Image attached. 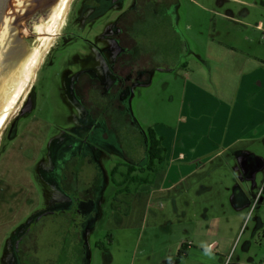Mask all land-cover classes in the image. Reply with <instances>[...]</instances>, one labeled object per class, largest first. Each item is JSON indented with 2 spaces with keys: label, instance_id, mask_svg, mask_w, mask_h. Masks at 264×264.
I'll return each instance as SVG.
<instances>
[{
  "label": "rangeland",
  "instance_id": "rangeland-1",
  "mask_svg": "<svg viewBox=\"0 0 264 264\" xmlns=\"http://www.w3.org/2000/svg\"><path fill=\"white\" fill-rule=\"evenodd\" d=\"M73 1L53 32L56 41L52 36L41 50L32 111L19 120L16 139L3 142L0 264H19L14 244L25 217L48 210L56 221L37 235L36 264H198L178 256L185 243L212 245L220 264H264V139L251 149L259 161L228 152L182 172L166 159L153 184L115 203L110 175L116 164L142 168L147 129L167 131L171 140L187 124L186 108L206 132L211 119L231 113L242 75L259 68L250 59L264 60V0H176L156 23L151 64L132 79L114 75L118 48L103 36L115 10L81 29L82 0ZM86 77L100 83L107 105L75 97ZM194 88L199 97H190Z\"/></svg>",
  "mask_w": 264,
  "mask_h": 264
},
{
  "label": "flooded vegetation",
  "instance_id": "flooded-vegetation-1",
  "mask_svg": "<svg viewBox=\"0 0 264 264\" xmlns=\"http://www.w3.org/2000/svg\"><path fill=\"white\" fill-rule=\"evenodd\" d=\"M72 2L74 1L71 0L68 12L72 6ZM173 3H177L176 0H82L79 14L81 29L96 19L104 17L110 11L115 10L116 17L111 18L112 23L109 27H106L103 36L118 48L113 66L114 75L116 77L126 75L132 79V77H135L141 72L144 65L151 64V56L155 53L152 45L155 41L156 23L158 20L161 22L165 21L166 14L171 9ZM68 12L65 15L66 19ZM64 28L62 27V29ZM55 41L56 34L54 37ZM100 56L103 57V53H100ZM79 85L78 89L81 91L75 89V97L79 102L87 106H93L95 104L94 102L102 104L103 106L107 105L108 99H104L100 83L94 78L86 77V83H79ZM92 89H95L97 92L95 98L90 97L88 94V91H92ZM29 90L25 101L21 108H19V113L17 115L16 113L12 114L7 118L0 129V163L4 157L2 156L4 139L15 140L18 133L19 120L31 113L21 115L22 108L28 99L31 100L32 107L34 106L31 86ZM100 113L102 118L105 119L106 113L104 114L101 109ZM23 193L21 202H27L26 190ZM52 220L56 221V211L48 210L30 219L28 216L25 217V224L24 226L21 225L20 237L14 244L15 256L19 264H25L27 262L36 264L37 258L34 254L37 250V235H43L44 232H51L50 228H46V226ZM21 221L23 222V220Z\"/></svg>",
  "mask_w": 264,
  "mask_h": 264
},
{
  "label": "crops",
  "instance_id": "crops-1",
  "mask_svg": "<svg viewBox=\"0 0 264 264\" xmlns=\"http://www.w3.org/2000/svg\"><path fill=\"white\" fill-rule=\"evenodd\" d=\"M250 61L256 62L259 68L242 75L235 101L231 105V113L220 119H211L208 132L200 126V119L190 118L192 114L189 113L191 111L188 108H186L187 124L177 129L171 140L167 136V131L165 136L155 132L169 145L165 147V161L168 159V165L177 162L180 164L181 171L186 172L188 168H196L195 163H202L204 158L222 156L228 152L235 155L237 159L250 157V160L259 161V154L252 152L251 149L256 142L264 139V68L260 65V63L264 65V60L254 57ZM246 62L248 60H245ZM200 93L199 89L194 88L190 92V97H199ZM241 93L245 99L244 104L241 102ZM212 124L217 127L213 132ZM207 137L210 141L204 143ZM202 249L189 246L186 261L190 258L198 264H220L215 255H205Z\"/></svg>",
  "mask_w": 264,
  "mask_h": 264
},
{
  "label": "water",
  "instance_id": "water-1",
  "mask_svg": "<svg viewBox=\"0 0 264 264\" xmlns=\"http://www.w3.org/2000/svg\"><path fill=\"white\" fill-rule=\"evenodd\" d=\"M61 1L0 0V120L25 77L39 28L52 18ZM31 110L28 99L21 115Z\"/></svg>",
  "mask_w": 264,
  "mask_h": 264
},
{
  "label": "trees",
  "instance_id": "trees-1",
  "mask_svg": "<svg viewBox=\"0 0 264 264\" xmlns=\"http://www.w3.org/2000/svg\"><path fill=\"white\" fill-rule=\"evenodd\" d=\"M94 111V117L98 118L99 114ZM105 121L109 126V129L112 128V119L110 116L105 114ZM127 122H130L129 119H126ZM164 139L158 137L154 130L147 129V138L144 142L145 156L146 161L142 168H135L131 164H116L111 170V179L112 183L115 186L116 192L113 202L115 203L118 199V196L123 194H132L135 193L140 187L151 185L155 180V175L163 169L165 163V154L166 150L163 147ZM262 195H264V184L262 187ZM111 209L113 211L117 210V207L112 204ZM108 237V236H107ZM189 248L188 244H182L178 252V256L185 257L186 251ZM80 253L83 251L81 245L79 247Z\"/></svg>",
  "mask_w": 264,
  "mask_h": 264
},
{
  "label": "bare ground",
  "instance_id": "bare-ground-1",
  "mask_svg": "<svg viewBox=\"0 0 264 264\" xmlns=\"http://www.w3.org/2000/svg\"><path fill=\"white\" fill-rule=\"evenodd\" d=\"M70 0H62L57 11L55 14L50 18V20L45 23L41 28L38 30V35L40 36L39 39H41L40 43L41 46L39 48H35V52L33 55L32 60L30 61V64L26 70V74L24 79L21 81V84L17 88L15 95L12 97L10 100L6 112L3 115V117L0 120V129L2 128L4 122L6 121L7 118H9L13 113V109H15V106L17 104V101L19 99V96H21L22 93H24L27 89H29L32 77L34 74V70L36 69L37 65L39 64L41 57H42V48L47 45L46 42H48V39H50L52 36H55L53 33L55 28L60 25L62 18L64 16V13L68 7V3ZM12 110V111H11ZM2 131V130H1Z\"/></svg>",
  "mask_w": 264,
  "mask_h": 264
},
{
  "label": "clouds",
  "instance_id": "clouds-1",
  "mask_svg": "<svg viewBox=\"0 0 264 264\" xmlns=\"http://www.w3.org/2000/svg\"><path fill=\"white\" fill-rule=\"evenodd\" d=\"M211 248H212V245H209L208 247H206L204 249V254L210 256L211 255Z\"/></svg>",
  "mask_w": 264,
  "mask_h": 264
}]
</instances>
